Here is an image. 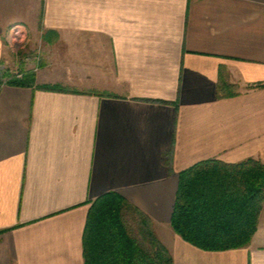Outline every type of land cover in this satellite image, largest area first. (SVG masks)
Returning a JSON list of instances; mask_svg holds the SVG:
<instances>
[{
    "label": "crops",
    "instance_id": "1",
    "mask_svg": "<svg viewBox=\"0 0 264 264\" xmlns=\"http://www.w3.org/2000/svg\"><path fill=\"white\" fill-rule=\"evenodd\" d=\"M18 25L44 55L35 85L0 82V264H85L91 202L112 191L174 264H264V204L241 248L171 226L181 171L264 163V0H0V66ZM221 71L238 95L217 97Z\"/></svg>",
    "mask_w": 264,
    "mask_h": 264
},
{
    "label": "trees",
    "instance_id": "2",
    "mask_svg": "<svg viewBox=\"0 0 264 264\" xmlns=\"http://www.w3.org/2000/svg\"><path fill=\"white\" fill-rule=\"evenodd\" d=\"M2 77L15 86L35 85L33 74L19 78L5 71L0 73V82ZM40 88L67 90L62 86ZM238 93L237 85L221 71L217 97ZM263 204L264 163L254 159L239 163L209 159L179 173L171 226L185 241L204 250L241 248L256 232ZM83 255L85 264H174L153 219L114 191L91 202Z\"/></svg>",
    "mask_w": 264,
    "mask_h": 264
},
{
    "label": "rangeland",
    "instance_id": "3",
    "mask_svg": "<svg viewBox=\"0 0 264 264\" xmlns=\"http://www.w3.org/2000/svg\"><path fill=\"white\" fill-rule=\"evenodd\" d=\"M22 29L18 34L15 31L6 35V44L9 51L6 70L21 71L23 75L33 74L41 65L44 49L41 43L31 42L29 31ZM22 75V76H23ZM8 80V79H7ZM6 80V81H7Z\"/></svg>",
    "mask_w": 264,
    "mask_h": 264
},
{
    "label": "built area",
    "instance_id": "4",
    "mask_svg": "<svg viewBox=\"0 0 264 264\" xmlns=\"http://www.w3.org/2000/svg\"><path fill=\"white\" fill-rule=\"evenodd\" d=\"M20 28H23V27H21V26H14L12 29H11V31H10V33L9 34H12L14 31H15V33L16 34H18L19 32H21L22 31V29H20ZM24 29V28H23ZM6 66H8V64L5 62L2 66H0V73H1V75L5 72V71H7L6 70ZM10 72L12 73V75H14V76H16V77H22V75H23V73L21 72V71H12V69H10ZM2 79H4L5 81L8 79V78H5V77H2Z\"/></svg>",
    "mask_w": 264,
    "mask_h": 264
}]
</instances>
